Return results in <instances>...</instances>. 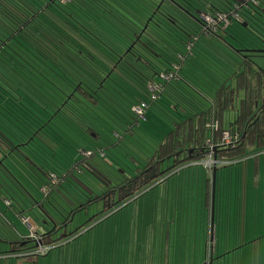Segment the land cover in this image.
<instances>
[{"label":"trees","instance_id":"16d2710c","mask_svg":"<svg viewBox=\"0 0 264 264\" xmlns=\"http://www.w3.org/2000/svg\"><path fill=\"white\" fill-rule=\"evenodd\" d=\"M99 3L100 0H0V169L4 168L19 188L33 189L24 175L29 181L32 178L31 182L35 180L45 193L37 198L27 191L43 229L52 226L49 234L38 236L43 247L75 236L80 226L84 229L97 225L99 221L94 217L98 214L137 198L178 167L204 161L209 155L217 167L214 219L218 218L221 172L264 153V70L252 67L248 58L239 60L226 45V41L234 42L235 34L244 37L246 28L229 17L212 26V32H206L203 24L195 20L200 25L197 38L177 20L171 11L174 6L169 12L162 7L160 13L154 9L147 20L142 13L132 12L135 19L124 16L130 19L126 23L118 21V4L112 7L115 10L107 9L114 25L110 26L94 13ZM203 4L226 12L231 2L227 5L223 0H207ZM249 6L243 8L247 17L263 11L264 2ZM195 17L205 24L202 15ZM179 18L189 20L190 16L186 12ZM201 36L204 38L197 48L196 38ZM170 41L175 45L169 46ZM171 50L185 57L182 65ZM202 50L212 55L204 59ZM220 55L227 64L219 61ZM164 63L172 65H165L168 72H175L173 64H178L177 76L161 79L159 74L166 72L157 70V64L159 67ZM189 65H195L193 78L199 84L181 75L182 71L189 73ZM157 77L162 87L151 91L149 87L158 83ZM153 94L155 99L151 98ZM141 103L146 106L140 115L133 107ZM151 131L154 139L148 154H135V159L115 152L122 144L133 147L137 136L143 138L144 134L145 139ZM224 132L230 135L228 143L222 141ZM93 154L101 160L100 165L96 164L100 170L110 168L114 172L107 174V169L100 173L111 180L118 179L117 171L124 178L112 184L99 179L95 165L86 161ZM79 158L84 167L76 162ZM126 158L131 164L124 168ZM212 168H208L210 182ZM74 169H86L89 176L109 187L96 193L81 184L89 190L82 191L83 199L73 196L69 206L56 204L51 195L55 185L66 178L72 187L84 189L68 179ZM11 187L10 181L0 178L5 194ZM99 200L104 203L103 209L72 229L69 223L77 220V213L85 212ZM53 233L59 234L53 238ZM24 239L8 252L21 254L37 247H27L30 240ZM237 248L235 245L221 255ZM210 259L214 263L219 257ZM228 263L234 264V259L228 258Z\"/></svg>","mask_w":264,"mask_h":264},{"label":"rangeland","instance_id":"374dc122","mask_svg":"<svg viewBox=\"0 0 264 264\" xmlns=\"http://www.w3.org/2000/svg\"><path fill=\"white\" fill-rule=\"evenodd\" d=\"M145 1H151L149 3H145ZM118 4V8L120 9L118 13H120L121 15H119V20L120 22L122 21H126L129 22V18H124V16H133L134 15L132 12L134 13H142L143 16H147L146 20L149 18H151L152 15V11L154 9H159L160 7H162L165 11L169 12L170 8H172L171 6L172 3L166 1V0H100V3L97 4V11H95L94 13L97 15L98 17L104 20L105 23H107L108 25L112 26L113 23L111 22V20L109 19L111 17L112 14H109V12L107 11L110 10H115L114 5ZM159 13L162 11V9L158 10ZM204 13H206L205 15L207 16V12L208 10L205 8L203 9ZM127 12V13H126ZM181 13V11H179ZM174 13V12H173ZM258 14V16H261V14L257 11L256 12ZM177 20H181L183 22V25H185L187 27V29L189 31H191L193 34L198 35L200 34V25L197 24V22L194 20H182L181 18H179L180 16L184 17V12H182L181 14H179L178 12L175 13ZM198 15V13H197ZM201 15V14H200ZM203 15V14H202ZM179 16V17H178ZM135 19V18H134ZM177 21V22H178ZM119 22V25H120ZM188 23V24H187ZM260 25V32L262 33V35L264 34V22L263 20L258 22ZM145 25V24H144ZM143 25V26H144ZM180 25V24H179ZM114 26V25H113ZM142 27V26H141ZM140 27L139 31H142V28ZM145 27V26H144ZM143 27V28H144ZM181 27V26H180ZM121 30V28L117 29ZM140 31V32H141ZM144 31V30H143ZM195 37V36H194ZM169 38V37H168ZM196 38V46L197 48H200V40H202V38H204V36H201L200 39ZM171 39V38H170ZM191 40H193V36L190 37ZM186 44V43H185ZM175 45L174 41H170L169 42V46H173ZM178 51V49H177ZM182 51H185L186 53V49H182ZM204 51L206 50H202V54H203V58L204 59H208L207 56H211L212 54H207ZM173 58L176 59V62L178 64H183V59H185V57L183 58L181 55H178V53H174V51H169ZM179 52V51H178ZM208 52V51H207ZM186 55V54H185ZM217 57V56H216ZM221 59L219 61H222V63L225 65L228 62H225L222 55H220ZM253 61L250 63V65L252 67H259L261 69L264 70V54H253L252 57ZM150 60V59H149ZM151 62L154 63V60H150ZM178 64H173V66L175 67V72L174 71H167L166 66H172L169 65V63H164L162 65L157 64V70L162 69V71L159 74V77H161L163 80H170V79H164L167 77H162V75H167V74H171L172 78L177 76L176 73L179 69V65ZM154 65H156L154 63ZM148 68L150 66H147ZM195 65H189V73L187 74L185 71L180 72L181 75L187 79L193 80V82L196 83V80H194V74H195ZM187 69V70H188ZM147 70V69H146ZM148 70L153 71V68L151 67V69L149 68ZM219 69H216V71H218ZM233 70V68L231 69V71ZM202 75L197 74V77L200 78ZM201 78H204V76H202ZM157 82L160 81V78H156ZM199 84V83H196ZM211 84V83H209ZM153 85H157V86H161L160 83H152L150 85V87L153 89ZM149 87V89H151ZM208 88H210V86H208ZM207 88V89H208ZM156 90V89H155ZM234 111V110H232ZM152 132V131H151ZM148 132L145 136L146 138L144 139V134H143V138H141L140 136H137L135 140V142H132V144L134 145L133 147L130 146H126L125 144H122V148L120 147L119 149H117L115 152H118L119 154H123L125 153V157H134L135 159L137 158L135 154L140 155L141 152L145 151L146 154H148L151 151V147H150V143H152L153 135L154 132ZM127 139H130L129 137H127ZM137 142V143H136ZM141 144L145 145L147 149H145ZM149 149V150H148ZM136 150V151H135ZM86 155V154H85ZM100 158H98L96 155L93 154V156H88L86 157V161L92 162L95 165V169H96V175L99 176L97 178L105 181V182H110V184H112V182H116L119 181L121 179H123L124 177H122L120 174H118L117 171H115V173L118 176V179H111L110 180V176L108 178V176H104L102 173H100V171H106L108 169V172L106 171L107 174H114V172L110 169V168H106L105 169H99L97 167V165L101 164V160H99ZM127 160H125V165L123 166L124 168H127V165L129 166L131 164V161L126 158ZM81 158H79L76 162L79 163L80 167H84L81 163ZM253 159H246V160H242L240 162H237L231 166L226 167V171H233L238 172L240 175H246L248 178L251 177L252 175V165H253ZM256 164L258 165V159L255 160ZM143 161H140V164H143ZM97 164V165H96ZM106 165H109L108 163L105 162ZM237 164V165H236ZM233 166H236V170L235 168H233ZM262 170L260 172V177L261 179L259 180V184L257 186V189H259L258 192L263 193L264 191L262 189H264V165L262 166ZM86 169H83L81 171H78L77 169H74L73 172L70 175H68V179L70 180V178L75 181L77 184L81 185H87L89 186V189H94L95 192H101L103 189L106 190V187H109L107 185L104 184V186L101 184V182L99 180H95L94 178H92L91 176L88 175V173L86 172ZM97 171H99L97 173ZM92 172V171H90ZM93 176H95L94 174H92ZM168 175H166L164 178H167ZM23 177L25 178L26 182L28 183H32L33 184V189H21L19 188L18 182L13 178L12 180L8 177V175L5 173L4 168L0 169V178L4 181H10L12 183V187L11 189H7L8 192L7 194L4 193L3 189L0 188V257H2L3 255H7V253H9L8 251L10 250L12 245H15L17 241H20L19 237L25 236L24 238H26V240H30L27 243V247H33L36 243V238L39 241V237L40 233L43 231V225L40 222L39 219H37L36 215H35V208H33L30 203H31V196L28 195L27 191L30 190V192L33 194V196L35 197H44V194L36 185V183L32 181H29V179H27L24 175ZM96 178V179H97ZM176 179H179V177L177 176H169V179L163 183L164 186L162 185H157V183L152 186L151 188H147L145 191H143L142 193L139 194V197L137 199V202H133L132 201L130 203H128L127 201L124 203H117L115 205H113V207L110 208V210L103 215H97L94 217V219H96L97 221H99V223L95 226H93L92 224L87 226L89 229L84 228L81 229L82 226H80V228L76 229V235L73 237L75 238L72 242V245L74 243L77 242V239H79L81 242L84 243V245H90V243H92V238H94L97 233H100V231H102L104 228H107L109 225H118L120 226L119 228V234L121 233V231H124V228H126L128 231L131 229L132 231L135 230V226L136 224L142 225L141 227V232H143L142 234V239L143 237L147 234L149 236V238H151L154 241L159 240L161 233L163 232V234H165V240L167 239V233H168V228H169V224H171V220L174 219L173 224L177 221V220H185V218H191V212H194V208H195V204L197 201V198L199 196V199L202 197V193L199 192V189H191L192 188H196V185L191 184L190 186H187L188 189H179L180 193L177 191V189H169L170 188V183ZM80 180V182L78 181ZM110 180V181H109ZM22 181L25 183V181L22 179ZM112 181V182H111ZM228 182V181H227ZM28 183H25L28 185ZM157 185V186H156ZM86 186V187H87ZM6 187H9V185H6ZM26 187V186H25ZM82 188H84V186L81 185ZM27 188V187H26ZM82 191H86L87 193H89V190L84 188V189H76V187H72L71 186V182L66 180L58 183L57 185H55V193H53L51 195V197H53L55 199V203H59L60 205H64V206H69L70 203H72V200H74L75 197H79L80 199H83L82 196ZM29 192V191H28ZM258 192L256 193V196L258 195ZM95 193V194H96ZM235 194H236V189H226V201H230L232 200L233 202H235ZM3 195L5 197H7L8 201H6L3 197ZM205 196V194H204ZM240 200H241V192L239 194ZM53 198H51V200H53ZM30 199V200H29ZM11 201V202H10ZM146 202H150V204H148L149 206L146 207V211H138V213L143 214L142 216V220L140 221L139 217L136 216H131L128 215L129 212L133 209V206L137 208L139 205H141L142 203ZM152 202V203H151ZM104 207V203L99 200L97 202H94L93 204H91L89 206L88 209H86V211H82L77 213L76 215V221L73 222V224H80L82 222H84V220L90 215V214H94L96 212H98L100 209H103ZM144 207V206H143ZM47 208V207H46ZM174 208H177V211H173L172 210ZM135 215V214H134ZM22 216L29 219L27 222L23 221ZM134 218L133 222H130V219ZM125 220H129V221H125ZM132 224V225H131ZM86 226V225H83ZM131 226V227H130ZM174 229V226H172ZM73 228V227H72ZM163 229V230H162ZM59 233H53L52 237H57ZM112 234V233H111ZM77 236V238H76ZM33 239V240H32ZM25 240V239H24ZM67 240V241H66ZM144 240V239H143ZM69 238H63L60 239V241L56 242L54 245H48V246H44V251L43 253H37V248L40 247L41 243L38 242L37 247L36 248H31L29 250H24L22 251L21 254H18L17 256H19L18 258H13V259H5V258H0V264H61L60 262L64 259V262L66 261V256H67V252H68V245L71 243V241H69ZM150 243V240L148 241V243H146L145 241L139 240L137 241V248L146 251L148 250V245ZM126 244L134 246L133 242L130 243H119L120 248L124 247ZM253 245V243H251ZM250 244V245H251ZM18 245V244H17ZM152 245V243H151ZM154 245H157L156 243ZM251 245V246H252ZM107 246V244L105 245ZM110 246L112 247V242L110 243ZM43 247V246H42ZM34 249V250H33ZM253 249V248H252ZM257 251L259 249H256ZM121 254H123V252H120ZM12 254V253H10ZM35 254V255H32ZM84 256V253L82 254ZM82 256V257H83ZM27 257H33V260H28ZM137 261H140V257L138 256L136 258ZM180 260V259H179ZM149 261V260H148ZM181 261L183 262V264H189L188 261H193V258L189 259V258H181ZM127 262H130L132 264L133 260L132 259H118V263L117 264H127ZM150 262V261H149ZM198 262V261H197ZM201 262H203V258H201ZM129 264V263H128Z\"/></svg>","mask_w":264,"mask_h":264},{"label":"crops","instance_id":"0c3cea01","mask_svg":"<svg viewBox=\"0 0 264 264\" xmlns=\"http://www.w3.org/2000/svg\"><path fill=\"white\" fill-rule=\"evenodd\" d=\"M234 56L236 57L235 54ZM252 159L254 161L250 178L245 174L240 175L238 172H227V168L221 172L220 214L218 218L215 217L213 224L211 222L210 169L205 166V160L187 163L172 171L167 178L157 182V185L164 186L163 183L169 179V176H177L179 179L173 180L169 189H177L180 193L179 189H188L187 186L194 184L196 188L191 187V189H199V192L202 193V197L199 199L198 196L197 198L194 212H191V218L177 220L174 224V219L171 220L166 240L163 232L157 241L149 238L147 234L143 240L142 225L139 224H136L134 231L131 229L128 231L124 228L120 234L119 224L109 225L92 238L90 245H84L79 239L72 245L75 238H73L74 236L70 237L71 243L68 245L66 261L64 262L63 259L60 263L117 264L119 258H127L133 260L132 264H183L181 258H193L192 262L188 261L189 264H227L228 258H231L234 259V264H244L245 261H247L245 264H264V192H258L259 189H257L261 179L260 172L264 165V153L256 155ZM256 159H258V165ZM233 168L237 169L236 166ZM226 189H236L235 202L226 201ZM262 190L264 191V189ZM257 192L258 195L256 196ZM138 198L131 200L132 203L137 202ZM131 201L127 202L130 203ZM148 204L150 202L142 203L138 208L137 205L136 207L133 206L134 210H131L128 215L132 217L137 215L136 217H139L141 221L143 214L138 213V211H146ZM173 211H177V208H174ZM133 220L134 218H131L130 222L132 223ZM24 237L21 235L19 239H24ZM139 240L146 243L150 240L148 250L143 251L137 248V241ZM111 242L112 247L110 246ZM130 242H133L134 246L128 244L122 248L119 246V243ZM155 243L157 245H154ZM106 244L107 246H105ZM235 245L238 246L235 251L221 255ZM17 255L7 253L0 258L13 259L18 258ZM138 256L140 261L136 260ZM211 256L219 257V259L213 263V260L210 259ZM201 258H203V262H201Z\"/></svg>","mask_w":264,"mask_h":264},{"label":"flooded vegetation","instance_id":"af4514ba","mask_svg":"<svg viewBox=\"0 0 264 264\" xmlns=\"http://www.w3.org/2000/svg\"><path fill=\"white\" fill-rule=\"evenodd\" d=\"M166 1H168L169 3L171 2L172 5L174 6V9H171V11H173L174 13L178 12L179 14H181L182 12H184V13L188 12V14L190 15V19L191 20H194V17L193 16H196L197 13L199 15L200 14V11H201V15H202L204 13L203 8L204 9L206 8L208 10L207 15H214L216 12H218L215 9L213 10L210 7H207V6H205V4H203V2H206L207 0H200L201 2L199 0H166ZM223 1L227 5L230 4V2H231L230 7H229L230 10H231L232 9V6H234V3L233 2H235L236 5H238L243 0H223ZM184 8H188V10L187 9H184ZM179 11H181V13ZM237 11H238L237 12L238 13V16L236 18H232L230 16L229 17L232 18L242 28H246L247 29V33H246V35H243L244 37H240V36H238V35L235 34L233 40H235L238 43H242L241 45H238L235 41L234 42L233 41H227V42L228 43H232L233 45H235L239 49H241L243 47H245V48H254V47L259 48V47H261L262 46V43H261V41H262V33L259 30L260 25H259L258 22L260 20L262 21L264 19V9H263V11L260 12L262 14L261 17L258 16L257 13L256 14H253L256 17L255 20L250 19V17H247L243 13V11H247V10H245V9H239L238 8ZM222 12H224V11H222ZM226 12H229V10H226ZM204 14H206V13H204ZM229 17H226V18H229ZM245 23L247 24V27H243L242 26ZM203 29L204 30L206 29L207 30L206 32H209V31L212 32L213 31V29L211 27L209 28L206 25H203ZM242 55H246L245 58H248V59L250 57L251 58L253 57V53L244 52V54H242ZM242 55L239 52H237V56H238L239 60H242L243 59V56ZM161 79H160V81H161ZM161 87H162V84H161L160 88ZM69 224L72 225L71 226V228L73 227L72 229H74L76 227V225H78V224H73L72 222H70ZM51 228H52V226L51 227L48 226L47 228L43 229V231L40 233V236H43V234H49L50 233L49 230H51Z\"/></svg>","mask_w":264,"mask_h":264},{"label":"built area","instance_id":"2783aa9c","mask_svg":"<svg viewBox=\"0 0 264 264\" xmlns=\"http://www.w3.org/2000/svg\"><path fill=\"white\" fill-rule=\"evenodd\" d=\"M262 2H264V0H243L241 1L240 4L236 5L235 2L234 3V6H232V9L229 10V12H216L214 15H202V18L203 20L205 21V24L207 27H212L214 26L215 24H217L218 22L222 21L223 19H225L226 17H232V18H236L238 16V8L239 9H243V8H246V7H250L249 5H252V6H258L260 5ZM175 68V67H174ZM162 77H167V78H164V79H170L172 78L171 74H167V75H162ZM161 78V77H160ZM160 86H157V85H153V89L151 88L150 90L151 91H155V89H158ZM152 99H155L156 96L153 94ZM145 106L146 104L145 103H141L137 106H134L133 107V110L138 113V114H142L144 112V109H145ZM216 126V124H215ZM222 141L225 142V143H228L230 141V135L228 132H224L223 135H222ZM205 163V166L207 168H211L213 165H215V160L209 155V157L204 161ZM22 219L23 221L27 222L29 219L25 218L22 216ZM44 251V247H42L40 245V247L37 248V253H43Z\"/></svg>","mask_w":264,"mask_h":264},{"label":"water","instance_id":"95a60500","mask_svg":"<svg viewBox=\"0 0 264 264\" xmlns=\"http://www.w3.org/2000/svg\"><path fill=\"white\" fill-rule=\"evenodd\" d=\"M200 14H201V11H200ZM193 17H194V20H196L198 23H201L204 25V23H202V21H200L197 17H195V16H193ZM250 19L255 20L256 19L255 15H251ZM263 22H264V19H263ZM242 26L247 27V24L245 23ZM226 43H227L226 44L227 47L230 48V50H232L234 52V54H237V52H239L241 55L244 54V52L253 53V54H257V53L258 54H264V34L262 35V41H261L262 46L259 48H257V47H254V48L243 47V48L239 49L235 45H233L232 43H228L227 41H226ZM236 43L238 45L242 44V43H238V42H236ZM242 56L245 57L246 55H242ZM249 59L252 62L251 57ZM216 170H217L216 165H213L212 176H211V222H212V224L214 222L213 220H214V208H215ZM38 242L41 243V241H36L35 246H37L36 244H38Z\"/></svg>","mask_w":264,"mask_h":264}]
</instances>
